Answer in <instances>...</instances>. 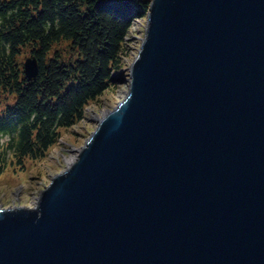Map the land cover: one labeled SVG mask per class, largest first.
Here are the masks:
<instances>
[{"label":"water","instance_id":"obj_1","mask_svg":"<svg viewBox=\"0 0 264 264\" xmlns=\"http://www.w3.org/2000/svg\"><path fill=\"white\" fill-rule=\"evenodd\" d=\"M144 19L124 98L35 207L0 208V264H264V0Z\"/></svg>","mask_w":264,"mask_h":264},{"label":"trees","instance_id":"obj_2","mask_svg":"<svg viewBox=\"0 0 264 264\" xmlns=\"http://www.w3.org/2000/svg\"><path fill=\"white\" fill-rule=\"evenodd\" d=\"M150 0H0V173L12 163L39 161L86 108L116 88L128 55V36ZM69 43L65 60L53 50ZM22 50L36 59L34 81L17 62Z\"/></svg>","mask_w":264,"mask_h":264},{"label":"rangeland","instance_id":"obj_3","mask_svg":"<svg viewBox=\"0 0 264 264\" xmlns=\"http://www.w3.org/2000/svg\"><path fill=\"white\" fill-rule=\"evenodd\" d=\"M145 19L136 20L128 36L129 52L123 59V64L117 76L116 88L105 92L96 103L89 105L85 110V119L69 129H60L59 142L53 146L44 159L39 161H26L24 169L13 163L7 165L0 173V208H33L39 194L49 185L53 176L63 172L69 165L68 160L76 157L80 147L84 145L90 134L94 131L97 120L109 110H112L123 98L126 85L119 80L127 79V69L136 56L143 38ZM65 60L73 58L69 43L63 41L55 46ZM28 50H22L17 62L23 65ZM116 79V77H115ZM2 106V104L0 105ZM6 137H0V143H5Z\"/></svg>","mask_w":264,"mask_h":264},{"label":"bare ground","instance_id":"obj_4","mask_svg":"<svg viewBox=\"0 0 264 264\" xmlns=\"http://www.w3.org/2000/svg\"><path fill=\"white\" fill-rule=\"evenodd\" d=\"M74 160H75L74 157H72L71 159H69V160H68V165L71 164Z\"/></svg>","mask_w":264,"mask_h":264},{"label":"built area","instance_id":"obj_5","mask_svg":"<svg viewBox=\"0 0 264 264\" xmlns=\"http://www.w3.org/2000/svg\"><path fill=\"white\" fill-rule=\"evenodd\" d=\"M70 165V164H69Z\"/></svg>","mask_w":264,"mask_h":264}]
</instances>
